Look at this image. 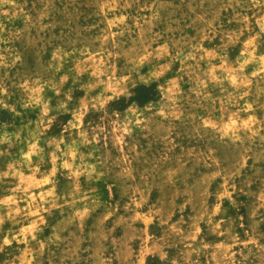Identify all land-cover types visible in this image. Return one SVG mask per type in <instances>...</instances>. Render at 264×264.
Instances as JSON below:
<instances>
[{
    "label": "rangeland",
    "instance_id": "rangeland-1",
    "mask_svg": "<svg viewBox=\"0 0 264 264\" xmlns=\"http://www.w3.org/2000/svg\"><path fill=\"white\" fill-rule=\"evenodd\" d=\"M0 264H264V0H0Z\"/></svg>",
    "mask_w": 264,
    "mask_h": 264
}]
</instances>
